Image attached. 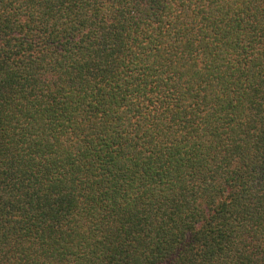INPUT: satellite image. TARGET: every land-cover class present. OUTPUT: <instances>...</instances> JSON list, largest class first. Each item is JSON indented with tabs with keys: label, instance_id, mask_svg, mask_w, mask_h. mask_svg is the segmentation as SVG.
<instances>
[{
	"label": "trees",
	"instance_id": "1",
	"mask_svg": "<svg viewBox=\"0 0 264 264\" xmlns=\"http://www.w3.org/2000/svg\"><path fill=\"white\" fill-rule=\"evenodd\" d=\"M0 264H264V0H0Z\"/></svg>",
	"mask_w": 264,
	"mask_h": 264
}]
</instances>
